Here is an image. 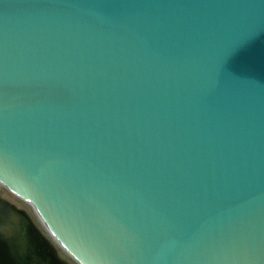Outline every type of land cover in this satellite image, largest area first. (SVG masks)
Wrapping results in <instances>:
<instances>
[{"label": "water", "instance_id": "1", "mask_svg": "<svg viewBox=\"0 0 264 264\" xmlns=\"http://www.w3.org/2000/svg\"><path fill=\"white\" fill-rule=\"evenodd\" d=\"M57 245L264 264V0H0V264Z\"/></svg>", "mask_w": 264, "mask_h": 264}, {"label": "rangeland", "instance_id": "2", "mask_svg": "<svg viewBox=\"0 0 264 264\" xmlns=\"http://www.w3.org/2000/svg\"><path fill=\"white\" fill-rule=\"evenodd\" d=\"M1 189H2L3 195L7 199L15 203L17 206L26 209L32 216L33 220L37 223V225L43 230V232L49 235L30 203L21 199L20 197H18L17 195H15L14 193L6 189L5 187H2ZM57 247L59 248L61 255L65 257L66 259H68L71 262V264H78L64 249H62L58 245Z\"/></svg>", "mask_w": 264, "mask_h": 264}, {"label": "flooded vegetation", "instance_id": "3", "mask_svg": "<svg viewBox=\"0 0 264 264\" xmlns=\"http://www.w3.org/2000/svg\"><path fill=\"white\" fill-rule=\"evenodd\" d=\"M1 193H2V195H3V192H2V189H1ZM4 196V195H3ZM5 197V196H4ZM6 198V197H5ZM9 200V199H8ZM60 255H61V253H60ZM62 256V255H61ZM63 257V256H62ZM65 258V257H64ZM68 260V259H67ZM76 261V260H75ZM70 262V261H69ZM77 262V261H76ZM78 263V262H77ZM70 264H71V262H70ZM78 264H80V263H78Z\"/></svg>", "mask_w": 264, "mask_h": 264}]
</instances>
